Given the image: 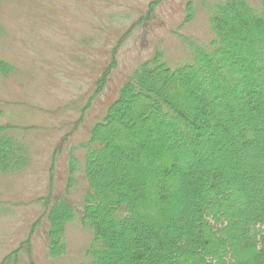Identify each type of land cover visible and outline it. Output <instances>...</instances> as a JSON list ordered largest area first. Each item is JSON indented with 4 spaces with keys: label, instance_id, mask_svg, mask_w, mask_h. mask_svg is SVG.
Listing matches in <instances>:
<instances>
[{
    "label": "trees",
    "instance_id": "16d2710c",
    "mask_svg": "<svg viewBox=\"0 0 264 264\" xmlns=\"http://www.w3.org/2000/svg\"><path fill=\"white\" fill-rule=\"evenodd\" d=\"M206 10L210 39L175 68L141 63L81 147L92 264H264V0ZM15 147L0 136V173L22 165ZM48 208L61 254L74 209Z\"/></svg>",
    "mask_w": 264,
    "mask_h": 264
},
{
    "label": "rangeland",
    "instance_id": "374dc122",
    "mask_svg": "<svg viewBox=\"0 0 264 264\" xmlns=\"http://www.w3.org/2000/svg\"><path fill=\"white\" fill-rule=\"evenodd\" d=\"M219 1L0 4V136L20 146L22 164L0 173V264H92L93 230L78 218L87 185L81 147L141 63L159 52L175 68L188 44L210 39L206 8ZM59 197L74 217L64 224L63 253L51 255L47 209Z\"/></svg>",
    "mask_w": 264,
    "mask_h": 264
}]
</instances>
